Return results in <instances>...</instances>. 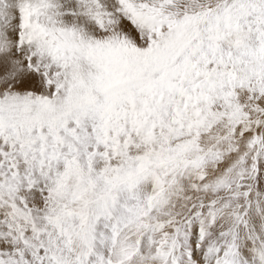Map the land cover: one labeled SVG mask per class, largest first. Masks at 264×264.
Segmentation results:
<instances>
[{"label":"snow or ice","instance_id":"snow-or-ice-1","mask_svg":"<svg viewBox=\"0 0 264 264\" xmlns=\"http://www.w3.org/2000/svg\"><path fill=\"white\" fill-rule=\"evenodd\" d=\"M0 264H264V0H0Z\"/></svg>","mask_w":264,"mask_h":264}]
</instances>
